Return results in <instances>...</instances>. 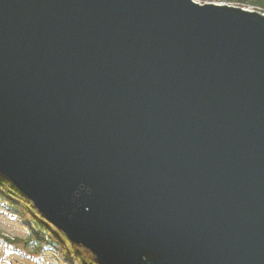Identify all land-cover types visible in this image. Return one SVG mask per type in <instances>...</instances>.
<instances>
[{
  "label": "water",
  "instance_id": "1",
  "mask_svg": "<svg viewBox=\"0 0 264 264\" xmlns=\"http://www.w3.org/2000/svg\"><path fill=\"white\" fill-rule=\"evenodd\" d=\"M0 174L98 264H264V14L0 0Z\"/></svg>",
  "mask_w": 264,
  "mask_h": 264
},
{
  "label": "trees",
  "instance_id": "2",
  "mask_svg": "<svg viewBox=\"0 0 264 264\" xmlns=\"http://www.w3.org/2000/svg\"><path fill=\"white\" fill-rule=\"evenodd\" d=\"M208 2L223 1L240 7H249L264 13V0H205ZM0 206L16 217L24 231L20 239L26 247L35 253L52 252L64 264H98L94 255L84 247L71 243L66 235L48 222L34 207L33 203L23 195L11 182L0 174ZM2 236L4 243L11 239ZM17 240L15 237L13 238Z\"/></svg>",
  "mask_w": 264,
  "mask_h": 264
},
{
  "label": "rangeland",
  "instance_id": "3",
  "mask_svg": "<svg viewBox=\"0 0 264 264\" xmlns=\"http://www.w3.org/2000/svg\"><path fill=\"white\" fill-rule=\"evenodd\" d=\"M193 1L200 4L208 3V1L205 0ZM213 3L232 5L223 1ZM244 9L248 11H257L256 9L249 7H245ZM0 235H7L11 239L10 243L7 244L1 241L2 236H0V264H64L61 259L52 252L35 253L30 247L24 246L20 240L24 238V231L22 227L16 217L8 213L1 206ZM14 237L17 240L13 239Z\"/></svg>",
  "mask_w": 264,
  "mask_h": 264
}]
</instances>
